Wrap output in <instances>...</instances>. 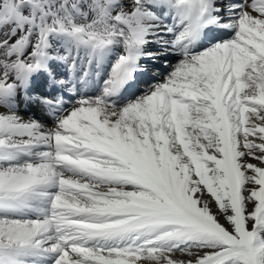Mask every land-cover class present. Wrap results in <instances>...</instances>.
I'll return each instance as SVG.
<instances>
[{"label": "snow or ice", "instance_id": "snow-or-ice-1", "mask_svg": "<svg viewBox=\"0 0 264 264\" xmlns=\"http://www.w3.org/2000/svg\"><path fill=\"white\" fill-rule=\"evenodd\" d=\"M0 264H264V0H0Z\"/></svg>", "mask_w": 264, "mask_h": 264}, {"label": "bare ground", "instance_id": "bare-ground-1", "mask_svg": "<svg viewBox=\"0 0 264 264\" xmlns=\"http://www.w3.org/2000/svg\"><path fill=\"white\" fill-rule=\"evenodd\" d=\"M141 87H143V85H141ZM41 91H43V92H48L49 91V89H48V87H47V85H46V83L44 82L43 79L38 81L33 87V92H41ZM22 107H23V105H22ZM32 111H35L37 113V115H40L38 109L33 107Z\"/></svg>", "mask_w": 264, "mask_h": 264}]
</instances>
